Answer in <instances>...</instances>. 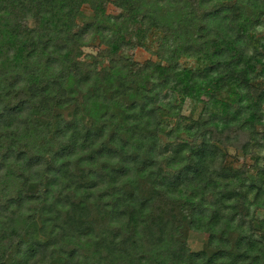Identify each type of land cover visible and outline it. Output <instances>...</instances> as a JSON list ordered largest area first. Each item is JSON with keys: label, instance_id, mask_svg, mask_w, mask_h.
Instances as JSON below:
<instances>
[{"label": "trees", "instance_id": "16d2710c", "mask_svg": "<svg viewBox=\"0 0 264 264\" xmlns=\"http://www.w3.org/2000/svg\"><path fill=\"white\" fill-rule=\"evenodd\" d=\"M147 1H111L124 14L102 26L108 68L97 72L95 61L77 60L75 19L89 2L96 26L106 0H0V264H264V219L251 223L246 206L264 207V41L248 36L262 25L264 0H168L173 10L162 12ZM153 27L174 42L165 57L118 54L144 49ZM181 55L206 64L179 67ZM208 85L194 119L160 101L167 91L198 99ZM108 91L126 97L122 118L89 115ZM69 104L96 130L87 145L56 120ZM159 111L178 118L168 137L182 128L191 139L160 151ZM217 145L255 154L261 182L222 167ZM184 226L208 234L205 250L188 249Z\"/></svg>", "mask_w": 264, "mask_h": 264}, {"label": "rangeland", "instance_id": "374dc122", "mask_svg": "<svg viewBox=\"0 0 264 264\" xmlns=\"http://www.w3.org/2000/svg\"><path fill=\"white\" fill-rule=\"evenodd\" d=\"M111 1L112 0H106V3L104 4V11L101 12V14H98L99 21L97 22L96 26L94 25L92 26V28L89 26V24L94 19V10L92 9L89 2H84L80 5L79 14L75 19L77 28L79 32L81 31L80 34L82 35V44L80 46V54L77 60L81 65H92V63L95 61L94 65L97 72L107 70L108 68V59L104 56L99 57L100 51L106 47L105 44L100 41V35L106 33V31L102 30V26L111 25V21L113 19L119 18L124 14V11L116 8L111 3ZM233 1L234 0H214L211 3L230 4ZM168 2V0H160L158 3L163 4V6H159L158 4H155L154 2L148 0L147 6L148 8H151L158 12H162L165 9L172 11V4L169 5ZM157 8H159L160 10ZM158 22L164 25L166 19H160L158 20ZM260 22L262 23V25H256L254 26V30L248 32V36L251 37L249 44L253 39H259L260 43H263L264 14L260 17ZM131 38L135 40L136 36L132 34ZM163 38L165 39V36L160 28H149V30L146 31L143 37L142 43L144 44V49L138 47L132 50L129 48H125L119 50L118 54L130 57L136 62H143L145 60L159 61L158 59H162V57H165L169 49L173 48L174 46V42L171 39L162 41ZM176 63L177 66L182 68H201L204 64H206V61L198 60L196 57L181 55L177 58ZM257 67L259 70L264 72V56L258 59ZM257 85L259 87H264V78L258 77ZM211 91L212 86H205L201 94L198 96V99H183L180 95H168L169 92L167 91L165 93L168 94L164 93L160 96V101H162V103L169 102L179 113H181L185 117L194 119L200 108L202 107V103L208 99ZM81 95L83 96V91L78 89L75 94L76 101H79ZM103 96L104 97L99 96L90 101L89 115L97 116L99 113L103 112L107 120L110 117H112V119L122 118L127 109L128 101L126 97L118 95L113 91L105 92ZM105 98H108L107 101L101 102ZM161 108L164 109V105H162ZM262 112L263 114L261 116V121L264 123V103L262 105ZM158 114L162 118V124L158 133L159 141L157 144L160 151L164 150L163 147L166 143L170 145L174 141H189L191 139L188 132L182 128L177 130V132H173L175 135L172 138L168 137L166 135V132H168L169 129L173 130L177 126L178 118L175 115H170L162 111H159ZM54 115H56V120L63 121L65 122V124L68 123V129H74V133L72 134L73 140L81 137L82 141L78 143V145L80 146L87 145L94 139V136L97 135L95 134L96 130L92 127V125H89V123L85 121L84 116H82L80 113H76V107L74 104L65 105L61 108L55 109ZM72 120L74 121L70 122ZM58 127L61 128L64 126L60 124ZM256 129L261 132L263 131L260 125L257 126ZM217 146L220 152L217 155H220V164L222 165V167L224 166V168H229L237 171L239 169H242L244 171L246 183L253 181L254 183H256V185H258V182H261V178H258V173L255 167V154L249 152L244 154L237 148H233L232 146L228 145H225L223 147H220L219 145ZM250 149L253 150L254 147H251ZM254 151L256 152V150ZM259 155L263 158L264 151H260ZM259 162H261V160H259ZM262 183L264 185V178L262 180ZM245 196L248 200L252 199V194L250 193H246ZM246 206L248 210L247 217L250 219L251 223H256L257 221L259 222V220L264 219V207H253L251 204H247ZM183 231V239L185 245L191 252L206 249L209 239L206 232H196L186 228V226L183 227L182 232ZM257 236L258 235L255 234L256 239ZM225 237L230 245L228 251H231V253H236L237 251L233 246L239 240V233L237 231L231 230L227 232Z\"/></svg>", "mask_w": 264, "mask_h": 264}]
</instances>
